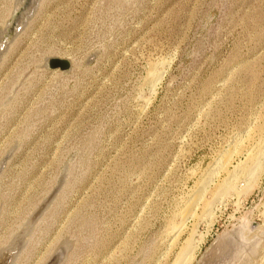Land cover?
Listing matches in <instances>:
<instances>
[{
	"label": "rangeland",
	"instance_id": "1",
	"mask_svg": "<svg viewBox=\"0 0 264 264\" xmlns=\"http://www.w3.org/2000/svg\"><path fill=\"white\" fill-rule=\"evenodd\" d=\"M15 1L1 261L24 237L12 264H197L231 233L203 264H264V0Z\"/></svg>",
	"mask_w": 264,
	"mask_h": 264
},
{
	"label": "water",
	"instance_id": "2",
	"mask_svg": "<svg viewBox=\"0 0 264 264\" xmlns=\"http://www.w3.org/2000/svg\"><path fill=\"white\" fill-rule=\"evenodd\" d=\"M31 1H34L38 4L40 0H31ZM32 10L31 11H15L13 13L14 21L9 22L7 31H5L4 35L0 37V52H4L6 49V46L10 42H12L14 37L16 35H19V33L24 28V26H26L28 19H30L34 15L35 11H32ZM46 66L50 69H60L62 71H68L71 68V63L68 60H64V59H48ZM23 238L17 240L18 245L16 246L14 250L12 251L8 250L7 252H5L6 254L5 260H3L0 264H12L14 257L16 256L17 251L19 249V246L22 244V240H24ZM219 240H220V237L215 241L214 245L208 250V252L206 253L208 256L213 257L212 251H215ZM64 252H65V249L63 248L60 249L58 253L53 257V259L48 264H58L59 261L63 259ZM207 255H205L201 259V261H199L197 264H203L206 261Z\"/></svg>",
	"mask_w": 264,
	"mask_h": 264
},
{
	"label": "bare ground",
	"instance_id": "3",
	"mask_svg": "<svg viewBox=\"0 0 264 264\" xmlns=\"http://www.w3.org/2000/svg\"><path fill=\"white\" fill-rule=\"evenodd\" d=\"M16 2V4L18 3V0L17 1H15ZM21 2V3H20ZM19 3H20V6L22 5L23 7H25L26 6V2H24V0H20L19 1ZM18 3V4H19ZM15 4V5H16ZM34 5H35V3H34ZM33 5V6H34ZM18 7V8H20V9H22V6L21 7ZM17 7H15L14 9H16ZM29 11H31V10H29ZM226 159L228 158V156L227 157H225ZM256 168H257V166H256ZM254 170H255V167H254ZM254 170H252V171H254ZM257 171V170H256ZM254 173H255V171H254ZM224 188H221V190H223ZM182 227V226H181ZM248 227V226H247ZM182 229V228H181ZM178 231H180L179 229H178ZM241 233V232H240ZM239 235V234H238ZM245 235V234H244ZM251 236V235H250ZM242 237V236H241ZM240 237V238H241ZM235 242V243H234ZM238 244V242H237V240H236V237H233L232 235H231V233L229 234V233H225L224 234V236L223 237H221L220 238V240H219V242L217 243V246H216V249H215V251H212L214 254H215V252H216V250H218V251H221V252H227L229 249H233L234 247V245H237ZM233 247V248H232ZM189 248H190V246H189ZM188 248V249H189ZM191 251V250H190ZM253 253V252H252ZM192 251L189 253V255H187L186 256V258L187 259H191V258H193L192 257ZM247 255V254H246ZM2 259L0 258V263L2 262L1 261Z\"/></svg>",
	"mask_w": 264,
	"mask_h": 264
}]
</instances>
